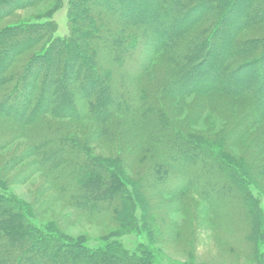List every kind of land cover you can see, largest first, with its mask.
Masks as SVG:
<instances>
[{"label": "trees", "instance_id": "1", "mask_svg": "<svg viewBox=\"0 0 264 264\" xmlns=\"http://www.w3.org/2000/svg\"><path fill=\"white\" fill-rule=\"evenodd\" d=\"M37 1L0 0V20ZM42 1L52 4L47 14L0 31V44L5 43L0 46V91H4L0 149L18 138L28 140L8 162L2 164L0 159L2 175L33 156L36 169L28 171L25 166L22 172L51 175L60 196L78 215L118 225L134 219L129 209L135 204H147L148 197L143 199L147 191L200 187V193L210 197L206 189L217 188V179L228 171L235 173L234 187L224 200V211L230 214L222 216L225 225L221 221L217 225L235 235L254 218L260 223L264 195L256 199L249 184H263L258 178L264 177V163L250 162L248 156L236 160L225 144L238 145L264 118V0H68L66 37L56 34L53 18L65 1ZM190 94L248 101V113L237 122L233 117L236 130L224 133V142L217 147L224 160L214 178L206 176L208 181L203 182L205 171L193 170L197 162L205 169V158L213 162L219 155L207 153L182 134L184 129L172 118V100ZM65 121L70 127L93 122L96 128L91 134L120 149L119 165L113 167L122 172L125 167L138 171L139 165L152 160L138 182L129 181L134 191L125 174L113 171L105 159L91 154L79 138L55 124ZM128 124L139 132L133 140L126 137L133 132ZM255 147L264 153V132ZM236 165L245 169L246 176L237 172ZM192 172L200 176L198 181L190 180ZM57 198L59 193L52 199ZM182 203L180 211L186 208ZM148 205L144 217L135 218L136 228L148 235L141 259L118 241H104L93 250L59 234L49 236L29 220L24 203L0 193V264H160L153 248L155 231L163 232L169 217ZM169 205L175 206L167 202L169 211ZM207 205L220 207L210 198Z\"/></svg>", "mask_w": 264, "mask_h": 264}, {"label": "rangeland", "instance_id": "2", "mask_svg": "<svg viewBox=\"0 0 264 264\" xmlns=\"http://www.w3.org/2000/svg\"><path fill=\"white\" fill-rule=\"evenodd\" d=\"M64 1L59 10L53 14L54 23L57 26L56 34L61 37H66L69 33V16L67 13L69 3L68 0ZM51 7L52 4L50 2L40 0L17 9L0 20V31L18 22L30 21L44 16ZM4 44L1 43L0 46ZM34 52L36 50L26 55L28 56ZM252 82L254 85L257 84L256 76ZM5 88L6 85L3 89ZM0 92L3 93L4 91ZM114 97L115 95H113ZM211 98L194 94L179 96L172 100L173 106L171 108L173 121L176 125H179L177 127L184 129L182 134L200 145L207 153L219 155L218 159L213 158V162H209L208 158H205V169L199 166L200 164L197 162L198 164L193 170L202 169L206 173L205 178L203 177L201 182L208 181L206 176L212 180L215 171L221 163L220 160H224V156L222 153L220 154L217 147L223 144L224 133H233L236 130L232 121L233 117L237 122L238 119L243 118L248 113L246 112L248 101L245 99H227L225 97L222 98L221 95ZM55 124L62 126L68 133L79 138L83 142L84 148L88 149L91 154H96V157L105 159L107 161L105 165L112 167L113 171L117 170L120 175L125 174L129 189H132L129 181L134 182L137 180L136 182H138V178L142 173L146 172L149 163L152 161L149 162L148 159L144 164L139 165L138 171L136 167L132 169L125 167V172H122L117 168L118 166L113 167L119 162L117 155L120 149L116 144L112 146L108 141L92 135L93 129L96 128L93 122L82 127H70L66 121L56 122ZM126 127L133 131L126 133V137H130L133 140L135 135H139V132L135 131V127L132 124H128ZM262 132H264V118L246 133V137L238 145L233 147L225 144L228 153H232L229 154L230 157L232 155L238 160L241 156H248L250 162L255 161L256 164L264 163V153L262 154L259 151L260 149L256 150L255 147L257 137ZM201 137L202 140H200ZM27 144L28 140L26 138H18L3 146L0 149L1 163H6L11 156L21 153ZM147 145L148 143H145V146ZM154 151H156V156L162 160L160 151L156 148ZM150 158H153V156L150 155ZM179 158L181 159L182 156L179 155ZM33 159V156L24 158L20 164L9 169L6 175H2L0 163V193L10 197L13 201L24 203L22 210L29 220L35 226L42 228L43 232L49 236L59 234L66 241H81L93 250L99 249L104 244V241L111 243L118 241L130 255L142 259L145 257L143 246L148 244V235L146 232L143 233L136 228L135 218L136 216L144 217V211L146 207L150 206L148 205L150 202L155 213L160 215L164 213L169 217L168 227L163 232L160 229L155 231L156 242L153 248L158 252L160 264H260L264 260V247H262L264 215L260 223L258 218H254L253 221H249L248 226L244 224L245 226L241 227L237 231L238 234L235 235L231 229L228 232L223 227L226 222L222 216L228 211H224V209H227L224 200H226V197L228 198L227 192H229L230 188L234 187L232 177H234L235 173L225 172V175L223 174L217 179L219 183L217 188H207L206 194L210 195V197L202 195L200 187H198L199 190L197 189V191L190 188L183 192L172 193L158 192L157 190L153 192L147 191L149 196L145 194L144 197L143 195V199L148 197V200H145L147 204L137 203L133 209H129L134 219L129 222H120L116 225L107 219L97 220L78 215L75 209L68 204L67 198L60 196L61 193L58 192L57 184L51 175L41 173L38 170H34L35 172L33 173H27L29 170L36 169L33 165ZM225 161L232 162L229 158ZM25 166H28V171L26 169V171L22 172ZM236 167L238 169L234 168L237 172L246 176L245 169L241 165H236ZM181 168L185 170V167ZM190 177L193 182L200 179V176H194V174ZM263 178L259 177L258 180L263 182ZM249 185L250 194L256 199H258L257 197L260 194L264 195V182L260 185L251 182ZM58 193L60 198L53 200L52 198ZM208 198L213 199L220 207H208ZM169 201H171V205H175H169L172 209L170 211L165 206ZM182 202H185L186 206L184 211L179 210L180 206L183 205ZM260 206L264 211V204L260 203ZM122 210L126 212L127 208L123 207ZM220 221L223 224L221 229L217 225V223L220 224ZM143 264L148 263L143 261Z\"/></svg>", "mask_w": 264, "mask_h": 264}]
</instances>
